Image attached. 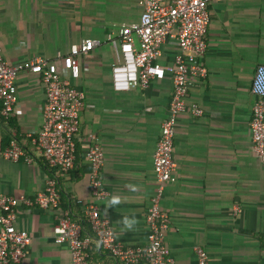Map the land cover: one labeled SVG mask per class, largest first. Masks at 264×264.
<instances>
[{
    "label": "crops",
    "instance_id": "obj_1",
    "mask_svg": "<svg viewBox=\"0 0 264 264\" xmlns=\"http://www.w3.org/2000/svg\"><path fill=\"white\" fill-rule=\"evenodd\" d=\"M140 14V0H0V49L9 64L35 58L60 62L71 45L99 42L78 57L79 76L70 79L84 98L68 173L47 166L31 141L45 102L36 74L16 76L13 115H0V150L15 139L24 151L17 161L0 155V194L33 197L49 179L59 194L56 211L18 207L15 226L31 238L22 264H70L66 244L54 241L53 226L64 209L80 220L89 201L84 151L91 133L103 152L101 180L108 194L100 204L102 216L124 246L146 242L145 214L156 191L152 155L167 115L171 80L166 75L122 92L110 82V66L119 60L117 30L137 22ZM209 19L207 74L187 93L188 105L202 115L185 112L177 118L175 169L159 202L169 217L164 245L172 264H197L196 246L205 250L208 264H264V166L252 151L249 132L256 100L251 82L256 67L264 65V0H213ZM177 51L174 41L166 42L161 63H171ZM84 233L88 259L109 261L87 226Z\"/></svg>",
    "mask_w": 264,
    "mask_h": 264
},
{
    "label": "built area",
    "instance_id": "obj_2",
    "mask_svg": "<svg viewBox=\"0 0 264 264\" xmlns=\"http://www.w3.org/2000/svg\"><path fill=\"white\" fill-rule=\"evenodd\" d=\"M213 0H140L141 14L135 23L117 30L119 60L110 66V82L114 91L145 88L152 80L166 75L171 80V94L167 115L160 124L159 136L152 155L156 191L150 198L145 214L146 242L141 246H124L119 242L107 218L100 212V204L108 192L101 180L103 152L94 134L87 135L84 157L89 167V201L82 205V218L71 217L69 210H60L53 226L54 241L66 244L70 264H172L164 237L169 228V217L159 207L165 184L175 169L173 161L174 135L177 118L188 112L202 115V110L187 103V93L195 81L204 79L203 64L206 52V33L209 24V5ZM174 41L178 51L171 63H161L162 46ZM98 41L84 39L71 45L68 53L58 60L35 58L25 64H9L0 49V115H13L16 102L15 78L20 72H30L40 78L45 95L42 124L31 137L38 156L49 167L63 173L72 170L75 160V138L79 132V117L84 93L74 88L70 79L79 76L78 57L87 55ZM60 63V67L59 64ZM256 100L251 106L249 132L254 155L264 166V65L256 67L251 82ZM0 155L17 161L24 156L15 139L0 150ZM26 161L30 162L26 157ZM59 194L54 179L46 182L43 191L33 197L23 194H0V264H22L31 242L26 230L17 229L15 220L20 206L56 211ZM237 209V208H236ZM238 211V210H237ZM89 229L100 250L109 261L96 263L88 259ZM264 253V234L262 237ZM197 264H208V255L194 247Z\"/></svg>",
    "mask_w": 264,
    "mask_h": 264
}]
</instances>
